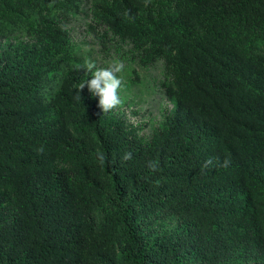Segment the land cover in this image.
<instances>
[{"label": "trees", "instance_id": "obj_1", "mask_svg": "<svg viewBox=\"0 0 264 264\" xmlns=\"http://www.w3.org/2000/svg\"><path fill=\"white\" fill-rule=\"evenodd\" d=\"M79 15L163 64L147 135L75 98ZM0 264H264V0H0Z\"/></svg>", "mask_w": 264, "mask_h": 264}, {"label": "rangeland", "instance_id": "obj_2", "mask_svg": "<svg viewBox=\"0 0 264 264\" xmlns=\"http://www.w3.org/2000/svg\"><path fill=\"white\" fill-rule=\"evenodd\" d=\"M67 27L75 56L80 61L87 64L92 60L98 67H108L117 59L125 63V69L118 74L123 81L119 90L122 104L116 110L139 133L147 135L172 107L161 88L163 64L159 62L148 69L139 67L129 59L128 45L105 35L104 29L93 25L87 16H77Z\"/></svg>", "mask_w": 264, "mask_h": 264}, {"label": "clouds", "instance_id": "obj_3", "mask_svg": "<svg viewBox=\"0 0 264 264\" xmlns=\"http://www.w3.org/2000/svg\"><path fill=\"white\" fill-rule=\"evenodd\" d=\"M124 69L125 63L118 59L112 61L108 67H98L94 61L89 60L83 70L91 73V79L79 84L75 98L81 101L80 93L87 87L93 96L99 97L98 107L103 113L118 108L122 104L119 90L123 83L118 74ZM124 159H130V154H125Z\"/></svg>", "mask_w": 264, "mask_h": 264}]
</instances>
